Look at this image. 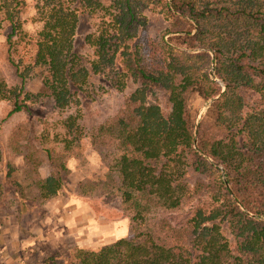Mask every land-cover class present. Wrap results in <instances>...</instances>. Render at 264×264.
Wrapping results in <instances>:
<instances>
[{
    "label": "trees",
    "instance_id": "1",
    "mask_svg": "<svg viewBox=\"0 0 264 264\" xmlns=\"http://www.w3.org/2000/svg\"><path fill=\"white\" fill-rule=\"evenodd\" d=\"M26 9L0 1V208L20 237L88 139L115 165L82 197L102 191L97 209L134 226L73 264H264V0H35L33 34ZM104 85L117 107L97 122L75 106Z\"/></svg>",
    "mask_w": 264,
    "mask_h": 264
},
{
    "label": "rangeland",
    "instance_id": "2",
    "mask_svg": "<svg viewBox=\"0 0 264 264\" xmlns=\"http://www.w3.org/2000/svg\"><path fill=\"white\" fill-rule=\"evenodd\" d=\"M25 1L27 9L23 12V17L26 19L24 28L33 34L40 28L39 23L30 21L36 13L35 0ZM90 30L86 25L77 32L76 46L81 48L84 35ZM2 68L11 82L10 72L5 67ZM39 85V81H32L24 98L35 94ZM89 92L85 94L88 98L87 104H81V101L77 100L78 105L75 107L88 105V112L95 121L100 122L116 110V95L107 85L90 86ZM28 102L33 105L35 114L42 118L54 120L59 117L48 105L36 100L34 103L31 100ZM3 107L4 105L0 107V119ZM205 111L206 109L203 114ZM11 127H6L5 131L8 132ZM1 155L0 144V182L5 166ZM103 155L102 149H94L88 139L84 140L82 152L70 160L71 173L66 177V189L48 194L43 213L33 217L23 237L18 234V224L15 215L11 214L12 210L0 208V264H73L77 260L78 250H98L132 234L134 222L129 218H123L118 212L111 213L97 209L96 205H99L97 198L102 191H93L89 194V199L82 197L84 184L92 182L106 172L107 168L115 165L114 159L105 161ZM7 162L19 169L25 167L21 157L9 155ZM39 176L40 173L35 171L30 174L28 182L21 180L27 197L34 195L28 183ZM108 203L119 206L120 200L116 198L106 204ZM87 216H92V220L87 221Z\"/></svg>",
    "mask_w": 264,
    "mask_h": 264
},
{
    "label": "water",
    "instance_id": "3",
    "mask_svg": "<svg viewBox=\"0 0 264 264\" xmlns=\"http://www.w3.org/2000/svg\"><path fill=\"white\" fill-rule=\"evenodd\" d=\"M205 109H206V108L203 107V108L200 110V112H199V114H198V117H197V123H198V121H199V119H200V117H201V115L203 114V112H204Z\"/></svg>",
    "mask_w": 264,
    "mask_h": 264
},
{
    "label": "crops",
    "instance_id": "4",
    "mask_svg": "<svg viewBox=\"0 0 264 264\" xmlns=\"http://www.w3.org/2000/svg\"><path fill=\"white\" fill-rule=\"evenodd\" d=\"M92 218H93L92 216H89V217L87 216V221H91Z\"/></svg>",
    "mask_w": 264,
    "mask_h": 264
}]
</instances>
